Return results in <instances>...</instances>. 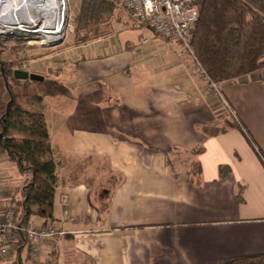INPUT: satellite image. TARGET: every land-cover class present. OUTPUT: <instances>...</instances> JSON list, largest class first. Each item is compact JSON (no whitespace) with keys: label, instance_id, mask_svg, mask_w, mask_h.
<instances>
[{"label":"crops","instance_id":"1","mask_svg":"<svg viewBox=\"0 0 264 264\" xmlns=\"http://www.w3.org/2000/svg\"><path fill=\"white\" fill-rule=\"evenodd\" d=\"M117 17L88 43L29 54L28 73L70 90L44 99L59 186L53 219L31 223L66 234L53 250L15 231L3 264H236L264 256V70L220 84L223 98H214L180 44L126 12ZM222 101L241 119L223 120ZM24 181L0 153V219L21 200Z\"/></svg>","mask_w":264,"mask_h":264},{"label":"trees","instance_id":"2","mask_svg":"<svg viewBox=\"0 0 264 264\" xmlns=\"http://www.w3.org/2000/svg\"><path fill=\"white\" fill-rule=\"evenodd\" d=\"M118 6L116 0H81L74 44L88 43L110 32L120 12ZM197 6L199 18L191 30V53L212 83L241 81L264 70V0H200ZM4 48L0 41V78L8 94L0 114V153L8 154L25 178L22 198L12 211L15 224L26 228L34 217L53 219L59 179L44 99L69 96L70 90L44 76L43 82L16 79V66L1 58ZM16 232L25 235L21 230ZM234 262L264 264V256Z\"/></svg>","mask_w":264,"mask_h":264},{"label":"built area","instance_id":"3","mask_svg":"<svg viewBox=\"0 0 264 264\" xmlns=\"http://www.w3.org/2000/svg\"><path fill=\"white\" fill-rule=\"evenodd\" d=\"M62 6V33L65 27L67 8L66 0ZM119 6L128 14V16L138 25L149 28L159 37L171 42L180 44L191 55V30L196 25L199 18V10L197 2L200 0H116ZM44 4V8H45ZM42 8V10L44 9ZM32 8L26 11L29 19L22 20L14 29L7 28L0 24V33L12 32L14 30L23 31L37 37L46 45L55 44L60 40L61 36L56 40H49L44 31L47 30L45 20L40 18L39 14L43 12ZM41 11V12H40ZM40 12V13H39ZM26 25V26H25ZM29 25V26H27ZM61 33V35H62ZM44 37V38H43ZM43 38V39H42ZM38 41V40H31ZM30 41V42H31ZM19 70L27 71L26 67ZM201 77L207 83V90L214 98H223L220 87L216 83H212L207 74L199 67ZM16 230H21L29 243L47 242L52 249L56 248L59 239L64 236L65 231L54 223L47 225L30 224L26 228L18 227L14 222V212L8 210L0 219V264H3L8 257L10 249L7 241L10 235Z\"/></svg>","mask_w":264,"mask_h":264},{"label":"rangeland","instance_id":"4","mask_svg":"<svg viewBox=\"0 0 264 264\" xmlns=\"http://www.w3.org/2000/svg\"><path fill=\"white\" fill-rule=\"evenodd\" d=\"M80 3H81V0H66V8H67L66 19L67 20L65 22L63 33L61 35V38H63V41L55 45H51V44L46 45L45 43H42L41 40L37 39V37L30 34L29 32L25 33L23 31L14 30L12 32L0 33V41L4 44V46H6V48H4L5 52L3 56H1L2 60L5 62H12L16 66V69L19 70L20 68L27 67V62L30 60L29 54L31 53L33 54L37 52L46 53L47 51L54 53L60 49H64L67 46L74 44L77 40V30L75 26V18L78 14ZM118 9H120L119 10L120 12L121 11L125 12L119 6H118ZM8 17H9V14H5L4 18L8 19ZM107 28L108 26L104 27V29H107ZM31 40H38V41H31ZM0 100L3 101L2 105L5 108L7 104V100H8V94L3 89V83H2L1 78H0ZM223 109H224L223 110L224 112L221 114L223 117V120L232 119L234 121H237V118L238 120L241 119L238 116L236 112V108L232 102L230 103V106L229 104L226 105L223 102ZM242 109H244L246 113L249 112L248 116L249 115L252 116L253 109L251 107H246L245 104H243V107H241V110Z\"/></svg>","mask_w":264,"mask_h":264},{"label":"bare ground","instance_id":"5","mask_svg":"<svg viewBox=\"0 0 264 264\" xmlns=\"http://www.w3.org/2000/svg\"><path fill=\"white\" fill-rule=\"evenodd\" d=\"M45 5V8L43 7ZM62 0H0V24L14 29L22 20H28L26 11L36 8L42 10L39 12L40 18L45 20L47 28L44 31L49 40H56L61 36L62 28ZM5 14H9L5 19ZM16 17V18H15Z\"/></svg>","mask_w":264,"mask_h":264},{"label":"water","instance_id":"6","mask_svg":"<svg viewBox=\"0 0 264 264\" xmlns=\"http://www.w3.org/2000/svg\"><path fill=\"white\" fill-rule=\"evenodd\" d=\"M60 42H62V40H60L59 42H56L55 44L60 43ZM55 44H51V45H55ZM14 76L18 80H30L33 82L45 81V78L43 76L36 75V74H30L27 71H22V70H16L14 72Z\"/></svg>","mask_w":264,"mask_h":264}]
</instances>
